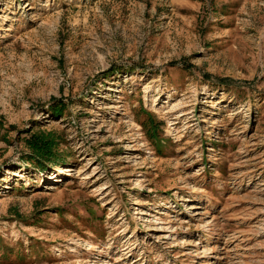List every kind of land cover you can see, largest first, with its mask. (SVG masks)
<instances>
[{"label": "rangeland", "instance_id": "rangeland-1", "mask_svg": "<svg viewBox=\"0 0 264 264\" xmlns=\"http://www.w3.org/2000/svg\"><path fill=\"white\" fill-rule=\"evenodd\" d=\"M0 264H264V0H0Z\"/></svg>", "mask_w": 264, "mask_h": 264}, {"label": "trees", "instance_id": "trees-1", "mask_svg": "<svg viewBox=\"0 0 264 264\" xmlns=\"http://www.w3.org/2000/svg\"><path fill=\"white\" fill-rule=\"evenodd\" d=\"M28 147L34 153L32 158L35 159L36 161L38 159L36 158V156L43 158L45 157L46 159L45 155H47V153H50V144H48V142H46L43 138H40L38 136L33 135L28 139ZM37 164L39 165V162H37Z\"/></svg>", "mask_w": 264, "mask_h": 264}]
</instances>
